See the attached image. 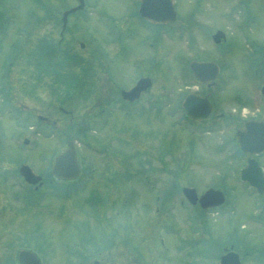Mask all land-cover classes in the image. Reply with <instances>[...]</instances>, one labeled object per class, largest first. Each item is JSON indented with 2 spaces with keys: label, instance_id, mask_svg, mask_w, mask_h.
Returning a JSON list of instances; mask_svg holds the SVG:
<instances>
[{
  "label": "rangeland",
  "instance_id": "374dc122",
  "mask_svg": "<svg viewBox=\"0 0 264 264\" xmlns=\"http://www.w3.org/2000/svg\"><path fill=\"white\" fill-rule=\"evenodd\" d=\"M96 1V6L86 13L73 16L64 41L65 37L61 40L59 35V15L71 6V1L0 0V264H7L11 254L27 246L40 255L44 264H219L227 244H234L240 252L241 264H264V194L249 195L246 186L238 181L247 154L238 149V136L233 134L236 127L227 119L216 117L207 123L219 129V133H208L199 122L192 124L193 129L184 128L189 122L180 117L183 125L171 123L172 118H178L174 115L176 101L179 99L180 104L186 96L182 89L191 91L192 87H200L202 92L218 99L216 112L223 111L226 115L238 103H255L253 95L264 80V73L259 76L256 70L264 71V65L257 63L255 57L259 53L250 52L251 44L247 45L250 41L243 42L249 51L241 53L228 41L229 46L224 49L214 48L208 41L209 35L220 26L227 27L232 41L239 35L236 19L239 15L234 6L237 0H208L206 14L200 10L193 19L180 15L176 24L180 32L172 43L165 41L167 45L175 43L178 49L175 45L160 51L151 31L136 32L135 36L149 34L146 44L152 40L158 50L147 49L140 39L125 38V32L131 34L136 29L129 31L125 25L131 21L124 19L129 0ZM256 3L258 12L254 4L244 11L251 8L255 17L253 43L264 46V0ZM220 6L224 8L219 9ZM132 22L139 23L137 19ZM191 24L194 25L191 35L182 33ZM121 35L124 38L119 40ZM37 44L48 45L50 55L57 53L59 45L60 53L58 56L53 53L50 62L56 67L54 72L48 71L49 63L37 58L36 52L33 58L31 51ZM122 47L123 51L118 52ZM261 52L264 54V50ZM132 57L142 58L140 67ZM193 58L216 60L222 66L215 86L209 88L191 75L188 68ZM112 65L117 67L114 74L108 70ZM61 75L68 78V85L75 84L74 90H69L66 83L62 86L57 83ZM95 75L109 76L115 93L119 87L146 75L153 76L158 89L162 88L161 96L166 99L145 96L147 100L142 105H147L149 111L130 112L137 120L132 116L126 118L125 112H119V118L117 114L112 117L115 124L118 121L128 124L129 133L125 135L130 140L128 144L121 138L122 133L115 138L117 130L110 141V133L106 135V127H101L102 120L99 119L98 126L92 120L97 111L93 112V106L103 98L97 90L101 85L93 79ZM107 88V93L112 92L111 83ZM155 102L167 107L150 116L157 107ZM60 107L72 115L66 116ZM37 113H46L50 119L60 118L64 125L32 128L31 124L40 121L35 118ZM154 115L159 121L154 122ZM73 120L77 123L76 130L69 127ZM93 126L97 127L96 132ZM58 129L64 132L59 141V133L55 131ZM96 135L102 139L99 157L94 151ZM225 136L227 140L223 141ZM24 138H31L26 147L21 146ZM71 139L79 144L80 161L83 159L88 168L85 172L89 181L80 178L78 183L64 182L50 175L55 154ZM125 160L129 166L122 169ZM143 161L147 164L145 169H155L162 188L169 194L175 193L171 189L174 182L167 178L170 172L173 179L181 176L185 178L181 182L201 187L200 192L207 187L223 188L227 194L225 204L211 211L196 206L198 226L188 220L195 215L180 204L183 195L178 186L175 194L178 197L168 202L166 211L149 210L145 194L138 191L147 188L146 184L137 182L141 175L134 171ZM109 162L114 166L110 167ZM260 162L264 166V157ZM21 163L31 164L42 174L46 186L34 190L24 182L18 171ZM124 176L130 180L126 181L130 194L125 184L120 187ZM113 186L122 188L120 195L107 193ZM25 194L33 196L28 198ZM147 201L151 202L150 198Z\"/></svg>",
  "mask_w": 264,
  "mask_h": 264
},
{
  "label": "flooded vegetation",
  "instance_id": "af4514ba",
  "mask_svg": "<svg viewBox=\"0 0 264 264\" xmlns=\"http://www.w3.org/2000/svg\"><path fill=\"white\" fill-rule=\"evenodd\" d=\"M167 2V6L165 8L164 12H160V5L159 2L160 0H129V2H127L128 4H130V6L128 7L129 10L126 9L123 11L125 14V18L124 19H129L131 21H127L125 22V25L128 27V30L131 31L132 29H135V31H133L132 33H136V32H153L156 37H157V41L159 43V51L162 49H166L167 47H175L174 43L167 45L168 41L170 43H172V40L174 39L176 32L179 30V28H177L178 22H179V17L180 15H185L186 14V18L187 19H193V15L198 14L199 11H203V14H206L205 12H208L209 10H205L206 7V1L208 0H190L189 3H185L183 0H165ZM212 1H216V0H212ZM258 0H251L250 7L254 4L256 6L257 12H258V3H256ZM245 3L246 0H237L236 4H234V6L237 9V15H239L236 19L238 21L237 24V30L239 35L236 36V38L232 41V38L229 36L227 37H222L221 42H219L220 40L214 36V33H211L209 35L208 41L212 44H210L212 47L214 46V48H225L227 47L228 44H226V42H230V46H232L236 52H244L247 47H245V45L243 44V42L245 40H249L250 42H247V45L250 43L252 45V50L256 51L257 53H259L255 58L258 59L259 55H262L260 57H263L264 54L261 52L264 50V46L263 45H259L257 43H253V39L252 37H254V33H255V17L253 15V13L251 12V8L249 9L248 12H245L244 9L245 8ZM153 4L155 6H153ZM208 4V3H207ZM224 7L220 6L219 9H223ZM142 10V11H141ZM205 10V11H204ZM137 19L139 23L137 22H132L133 20ZM147 27L148 29L144 28ZM183 26L187 27V23L183 22ZM247 28H249V31L247 30ZM186 32H192L193 31V25L191 24L190 26H188V28L185 30ZM252 36V37H251ZM170 37L172 39H170ZM164 38V39H162ZM229 39V40H228ZM219 43H217V42ZM234 43H238V44H234ZM244 45V46H243ZM193 60V59H191ZM203 60H209V59H203ZM264 65V61H260L259 65ZM105 71V70H104ZM103 71V72H104ZM94 75V73L92 74V76ZM142 77L139 76L137 79H135L136 83L138 81V79ZM94 81L96 82L97 79V83H99L101 86L98 87L97 86V90L99 89L100 92L99 94L103 96L102 100L98 103H96L95 108L99 109L102 108L101 112L103 114L107 113V107L112 105L113 107L116 106V104H118V102L122 104V108H125V112L130 113V107L134 106L137 108V106H139L142 102H145L147 99L145 98V96H150V97H155V98H160L159 100H162V92L160 93V91H157V84H152L147 90H145V92L141 93L140 96L134 100H123L121 98L122 96V89L120 87V89L117 90V92L115 93L114 88H113V82H111V78L108 77H98L96 78V75L93 77ZM133 81H130L128 83L127 86H130L128 89L133 88L136 83L134 84ZM216 82V81H214ZM111 83V89L112 92H109V89L107 88V84ZM132 83V84H131ZM215 83L213 82H206L204 83V85H206L207 87L211 88L213 87ZM94 85V84H93ZM264 82L261 84V86L258 88V91L255 93L254 98L252 99L253 102L252 104H242L239 106H234L232 108V111L230 112V114L226 115L223 111H217V107H216V98L214 96H210L208 95V93H204L200 90V87H198L196 90H184L182 88V92L185 93V95H187L188 93H193L195 95H199V96H203L205 97L208 101L211 102L212 104V112L209 114V116L207 118H205L206 120H209L212 117H216L219 120H223V119H227L229 121V124L232 127H236L238 129V131L241 133H245L247 131V127L248 126H253L254 128L258 127L257 123H262L264 122V88L263 86ZM68 89L70 90H74L75 89V84H69L68 85ZM94 89V88H93ZM92 89V90H93ZM114 90V91H113ZM96 91V89H95ZM120 91V92H119ZM177 91V89H176ZM109 95V96H107ZM163 95V94H162ZM184 98V97H183ZM179 100V99H178ZM105 101H107V103H105ZM259 104V105H256ZM154 105H157V102L154 103ZM106 106V108H105ZM243 107H247L249 108V110H253L252 112H256L253 115H246V110ZM237 108V109H236ZM140 110V109H139ZM118 111H120V109H118ZM37 116L40 120L45 121V122H51V120H49L46 116H40L37 113ZM53 123H57L56 121L52 120ZM31 127V126H30ZM29 127V128H30ZM35 125L32 126V128H34ZM264 130V125L261 126ZM208 133L211 132H215L214 130H210L207 131ZM216 132H220V130H217ZM239 133V137L238 139H241V134ZM98 138V137H96ZM260 138L262 139V141H264V133L260 136ZM99 142V140H98ZM82 165V163H81ZM109 166L113 167L114 164L109 162ZM82 170V169H81ZM96 170L99 171L100 170V165L99 163H96ZM82 172V171H81ZM145 172V170H144ZM143 172V173H144ZM43 181V179H42ZM157 182V179L155 178V184ZM43 185H44V181H43ZM42 185V186H43ZM41 186V187H42ZM36 189H38L39 187L34 186ZM174 191V190H172ZM142 192H146V190H143ZM163 192H165L166 196H173L175 193H171L169 194L168 192H166L163 189H149V193H151V196H155L156 198V202H158L161 199V196L163 195ZM167 207V206H164ZM157 211H159V209L161 208H156Z\"/></svg>",
  "mask_w": 264,
  "mask_h": 264
},
{
  "label": "water",
  "instance_id": "95a60500",
  "mask_svg": "<svg viewBox=\"0 0 264 264\" xmlns=\"http://www.w3.org/2000/svg\"><path fill=\"white\" fill-rule=\"evenodd\" d=\"M160 9H164L167 6V2L165 0H160L159 2ZM153 6H155L153 4ZM76 8H73L69 11H73ZM194 69L199 70L201 73H203L205 70L209 69L211 71H214L215 73L218 70V67L216 64L210 63V64H197L195 63L193 65ZM202 79V77H200ZM148 82L145 81L144 85H146ZM198 103L195 104V106H191V110L196 111V107ZM201 107L204 108L205 105L201 102ZM187 108H190V106H187ZM201 109V108H200ZM260 136L258 134H255L253 130H251L249 133L246 134L244 140H243V150H251L253 151L251 147V144H253L257 139H259ZM250 145V146H248ZM257 149H263V148H257ZM75 153L73 150L69 149L63 154H61L56 159V164L54 166L53 172L60 177H73L77 173V164H76V158ZM23 173L26 175V177L30 181H35V175L32 173V170L28 166H24ZM35 177V178H34ZM243 179H248L250 183L258 188L260 192L264 191V177L262 175L261 169L258 165V163L255 160H250L248 167L245 169L243 173ZM223 201V195L219 193L218 191H215L213 189L207 191L201 198V202L203 204L207 205H215ZM21 263L22 264H39L37 260L35 259V256L32 253L24 252L21 255ZM222 264H239L238 257L236 255L228 254L222 257Z\"/></svg>",
  "mask_w": 264,
  "mask_h": 264
},
{
  "label": "bare ground",
  "instance_id": "6f19581e",
  "mask_svg": "<svg viewBox=\"0 0 264 264\" xmlns=\"http://www.w3.org/2000/svg\"><path fill=\"white\" fill-rule=\"evenodd\" d=\"M134 119V118H133ZM135 120V119H134ZM264 133V132H263ZM155 175H156V173H155ZM180 183H181V181H175L174 182V189H176V187H178V186H180ZM123 188V187H122ZM121 188V189H122ZM126 188V191H128V194H130V190L128 189V186H126L125 187ZM121 189H119L118 188V186H113L111 189H110V194L111 195H120L121 194ZM168 202V198H165L164 200H163V204H166ZM34 256H35V259L37 260V262L39 263V264H44V261H43V259L40 257V255L39 254H37L35 251H34Z\"/></svg>",
  "mask_w": 264,
  "mask_h": 264
}]
</instances>
